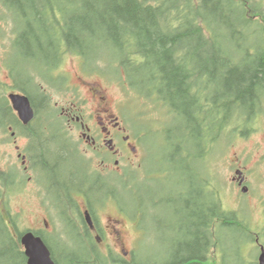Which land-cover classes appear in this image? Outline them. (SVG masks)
I'll use <instances>...</instances> for the list:
<instances>
[{"label":"trees","instance_id":"trees-1","mask_svg":"<svg viewBox=\"0 0 264 264\" xmlns=\"http://www.w3.org/2000/svg\"><path fill=\"white\" fill-rule=\"evenodd\" d=\"M260 5L252 0H0V20L11 27L10 64L6 67L13 82L10 90L28 95L38 112L49 110L40 94L39 77L44 78L41 76L50 69V82L62 89L67 81L52 73L69 54L82 58L88 69L103 65L104 58L112 59L117 66L114 71L128 86L174 122L175 136L167 142L173 155L166 159L181 179L175 182L176 197L166 199L173 210L159 215L145 210L138 191L132 190V194L121 181L129 198L120 196L117 187L110 194L118 212L130 215L131 210H140V228L145 220H155L151 230L142 229L140 238L156 235L158 226L164 240H172L166 242V260L153 255L148 264H217L216 258L208 259L205 254L208 225L214 222L216 230L219 223L236 221L217 195L211 199L207 193L208 174L198 169L201 156L196 151L213 138L219 152L223 149L220 140L256 119L258 91L264 88V45L260 49L261 45L250 40L256 33L264 41ZM22 59L29 64L19 69L17 63ZM4 89L3 85L0 109L9 103L3 97ZM42 129L36 135L47 143L49 135ZM168 131L163 129L164 134ZM53 137L50 132V148L46 144L42 149L50 159L51 190L67 195L78 190L94 192V198L106 202L107 197L97 193L101 184L91 177L89 164L70 149L67 152ZM108 210L107 214L116 213L111 203ZM73 211L64 213L72 216ZM216 232L215 238L220 239ZM0 239L6 254L3 261L24 264L21 249L7 243V231L0 233ZM47 244L56 264H95L85 260L80 250L70 255L51 240ZM220 248L228 258L227 244ZM237 253L240 258V250Z\"/></svg>","mask_w":264,"mask_h":264},{"label":"flooded vegetation","instance_id":"flooded-vegetation-1","mask_svg":"<svg viewBox=\"0 0 264 264\" xmlns=\"http://www.w3.org/2000/svg\"><path fill=\"white\" fill-rule=\"evenodd\" d=\"M6 67L4 56H0V69L3 70ZM5 77L8 82L3 83L7 86L13 85L9 75L6 74ZM19 82L21 83L22 80ZM46 86L50 87V69H47L46 73ZM79 86L85 89L87 82L76 76L75 83L71 85L70 101L63 107L61 106L58 119L63 123L62 131L71 140L84 149L86 145L90 146L92 151L98 153L94 159V163H98V165L91 169V177H95L98 182L102 183L104 177L114 173L113 165L118 166L121 161L134 164L131 156L138 155L139 138L130 133L120 117L115 114L112 108L114 102L109 99L106 93H102L103 95L100 96L95 89L90 88L89 92L92 98L87 99ZM41 95L49 105L50 96L46 92ZM257 99L258 102L254 110L256 119L247 126H238L235 129L233 141H228L223 161L229 171L225 170L228 174L223 179L233 201V208L229 211L236 215L237 220L242 221L240 223L233 221V223L225 225L226 227L231 225L229 226L232 227L230 231L238 233V236L241 237L239 242L243 240V237H254L253 241L260 254L264 249V88L258 91ZM6 105V108L1 107L0 111V192H3L4 195L6 193L14 195V198H19L21 194H24L26 198L42 199L44 195H47L50 197V210L53 209V205L55 209L60 204L61 210H64V207L69 204L68 198H71L75 210L80 213V228L77 224L75 227L93 243V247L88 250V255L91 257L93 255L96 260L106 259L108 264H135L136 249L130 245L133 236L119 212H116L118 215L107 214L106 224L105 220L102 221L96 216V212L101 210L98 206L93 207L91 197L94 198V193L78 190L72 195H64L61 191H50V159H46L42 152L47 143L42 142L40 137L35 135L36 128L48 123L51 119L50 112H40L42 116H35L28 125H25L13 110L10 102ZM213 149V143H207L205 153L210 154ZM85 153H87L86 149L83 154L85 155ZM258 168L261 169L260 173ZM102 188L99 185L97 193H101ZM209 188L221 197L222 192L212 182L209 184ZM55 194L58 195L57 203L53 197ZM223 195L227 196L225 191ZM5 198L0 197V225L3 222V226L8 227L11 235L14 236L11 239L15 246L22 247L21 230L16 223L15 214L7 210L8 208L19 210L15 212L18 216H22L24 209L22 205L14 209L12 199L7 201ZM247 210H258L259 218L254 224L252 233L247 232L251 225L246 216ZM86 212L89 213L93 221L92 224L86 223ZM43 224L48 226L47 222H43ZM134 226L137 228L139 223L135 222ZM34 230L41 234L43 231L45 233L42 227ZM204 239H206L205 244L209 247L225 242L213 237L212 224L208 225L207 235ZM12 241L10 240L9 244ZM163 241L172 242L171 239ZM103 252L105 254L102 256L98 255ZM217 252L222 256L220 250ZM5 256L6 254L0 250V264L5 262L3 261ZM255 264H259V261L256 260Z\"/></svg>","mask_w":264,"mask_h":264},{"label":"rangeland","instance_id":"rangeland-1","mask_svg":"<svg viewBox=\"0 0 264 264\" xmlns=\"http://www.w3.org/2000/svg\"><path fill=\"white\" fill-rule=\"evenodd\" d=\"M252 1L261 4L260 7L264 11V5H262V3L264 4V0ZM10 35L11 27L7 26L5 22L3 23V21L0 20V54H8V40L10 38ZM261 37L259 38V34L255 33L253 35V39L250 40V43L254 45L258 44V41H260ZM103 61H105L104 64L97 67L98 71H94L90 73V75H87L86 73L80 70V61L78 63H75V59L69 54H67L65 59L61 63V66L58 71L68 77L70 84L75 82L76 76L83 78V80L87 82V86L85 87V89H83L82 86L79 87H81V89L84 91L83 95L87 99H89V97L92 98V95L89 92L90 88L92 90L95 89L96 93L100 96L103 95L102 93H106L109 99L114 102V105L112 107L113 111L121 118V121L124 123L125 127L129 129H134V131H138L139 128L148 131L144 139L145 147L141 146L138 156H132L131 158L133 161L135 160L134 164H129L126 163V161H121L120 173L122 172V174L120 176V179L121 182L125 184L127 188L131 191L134 190V188L137 189L140 186L138 194L140 195V199L144 204L145 210H149V205L152 203V201L158 200L161 202L157 203L156 210H152V212H155L159 215L162 214L164 210H173L172 205L168 204L166 201L163 200L174 199L176 197V183L180 182L179 179H181V177L179 178L178 175L174 174V172L171 170L173 164L166 159L168 156L173 155V150L169 146H167V142L168 139H172L175 136L174 134H172V131L174 130V122L169 119V116L166 115V112L163 109H158L156 107V104H154L153 102L145 101L144 98L138 96V94L133 92V90L124 81L122 75H118V73L114 71L116 70L117 66L113 65L112 59L104 58ZM25 64L29 63L26 62V59H22L17 63V66L19 69H22ZM0 80H7L5 77V73L0 74ZM52 97L55 102L57 101L58 103H60L59 101H62L61 95L57 91H54L52 93ZM62 104H64V102H62ZM149 125L154 130L148 127ZM161 127H164L163 129L166 128V130H170V132L168 131L167 133L162 134L159 133V131H156ZM193 151H196L195 148H193ZM163 158H165V161H163ZM97 165L98 163L92 162L93 168ZM197 166L200 167L198 164ZM204 167L206 168L205 164ZM211 167L212 165L210 166V163L207 162L206 170L209 172V175H211L215 182L218 183L216 185L220 187L219 183H222L223 181L220 182L217 178L223 180L222 176L226 178L228 173L225 170L220 173L221 167H223L222 163L219 164L217 162V164L214 166V170L216 169L217 172L216 175L214 170L211 169ZM111 180L116 183L119 195H123L124 197L129 198V195L126 196V194L124 193L123 186L118 183V178L112 176ZM21 187L24 186L21 185ZM224 187L225 192L227 194V196H225V200L227 201L226 206L231 207V193L228 192V186L226 183ZM133 193L134 192L132 191V194ZM12 196L14 197V195ZM25 196L26 195L21 194V197L19 198H12V205L14 209H17L19 205H22L24 209L22 212V221L19 222L21 227L18 221L16 220L18 226L23 229L28 226L38 227L40 225V221L43 218L46 219L45 216H48L47 218L50 219L49 224L50 221H52L54 224V228L52 230L53 232L50 233L49 230L52 229V226L50 224L49 230H46V235L48 236V238H51L54 246L60 249L58 243V233L60 232L62 227V233L64 232V241H67L69 244H71V239L69 237L73 238L74 231L72 230L71 226H67L66 223H64L63 225V222L60 220L59 211L46 210V207L42 204L41 198H26ZM105 210L109 211L112 209L108 210L106 208ZM106 211L96 212V216L102 221L105 220V223L107 224ZM125 215L128 214L125 213ZM247 215L248 213H246V216ZM251 215L253 218V223L256 224V221L259 218L258 210H252ZM73 219L79 218L78 216H73ZM125 220L128 225V229L131 232V235L134 237L135 235L132 231V225H130L128 219ZM153 222H155L153 218L145 220L142 224V227L149 231L154 226ZM157 229L158 226L155 227L154 231L156 235L153 234L148 239L144 237V241L142 242L143 245L142 247L140 245V250L137 254V263L146 264L152 259L153 255H161L160 253L163 251V247L160 245V240L164 238L163 235ZM235 235H237V232L232 230L225 233L227 239H232ZM228 247L233 249L232 246ZM82 250L80 249L81 252L85 253V251ZM255 256L256 253L254 252V250L248 252L247 249L244 248L243 252H241L240 254V258L234 260L233 258L228 256L227 263L253 264L252 260L255 258ZM156 262L163 263L162 261Z\"/></svg>","mask_w":264,"mask_h":264},{"label":"water","instance_id":"water-1","mask_svg":"<svg viewBox=\"0 0 264 264\" xmlns=\"http://www.w3.org/2000/svg\"><path fill=\"white\" fill-rule=\"evenodd\" d=\"M14 109L18 112L20 119L28 123L34 117V110L26 96L10 95ZM23 244L28 256V264H55L51 258V252L41 238L28 233L23 237ZM260 264H264V253L260 256Z\"/></svg>","mask_w":264,"mask_h":264}]
</instances>
